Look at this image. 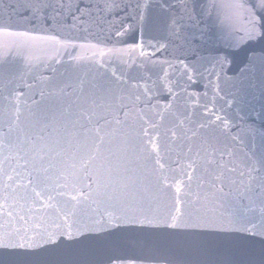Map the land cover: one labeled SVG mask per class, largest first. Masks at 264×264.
Masks as SVG:
<instances>
[{
	"label": "water",
	"instance_id": "obj_1",
	"mask_svg": "<svg viewBox=\"0 0 264 264\" xmlns=\"http://www.w3.org/2000/svg\"><path fill=\"white\" fill-rule=\"evenodd\" d=\"M0 264H264V0H0Z\"/></svg>",
	"mask_w": 264,
	"mask_h": 264
},
{
	"label": "snow or ice",
	"instance_id": "obj_2",
	"mask_svg": "<svg viewBox=\"0 0 264 264\" xmlns=\"http://www.w3.org/2000/svg\"><path fill=\"white\" fill-rule=\"evenodd\" d=\"M4 247H7V245H4Z\"/></svg>",
	"mask_w": 264,
	"mask_h": 264
}]
</instances>
